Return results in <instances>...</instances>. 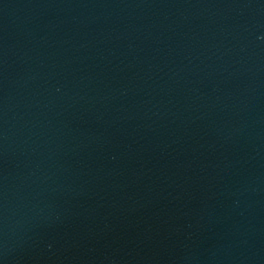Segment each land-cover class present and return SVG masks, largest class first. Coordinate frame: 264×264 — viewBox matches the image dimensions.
<instances>
[{
  "label": "water",
  "instance_id": "water-1",
  "mask_svg": "<svg viewBox=\"0 0 264 264\" xmlns=\"http://www.w3.org/2000/svg\"><path fill=\"white\" fill-rule=\"evenodd\" d=\"M0 264H264V0H0Z\"/></svg>",
  "mask_w": 264,
  "mask_h": 264
}]
</instances>
